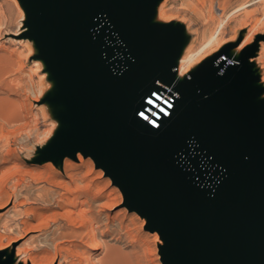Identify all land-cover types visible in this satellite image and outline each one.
<instances>
[{"label":"water","instance_id":"95a60500","mask_svg":"<svg viewBox=\"0 0 264 264\" xmlns=\"http://www.w3.org/2000/svg\"><path fill=\"white\" fill-rule=\"evenodd\" d=\"M23 3L33 14L31 35L47 41L40 52L55 82L61 72L66 77V91L56 86L53 92L64 108L60 121L71 119L70 99L81 122L68 132L61 124L42 153L57 161L52 152L69 139L61 157L75 158L91 139L84 156L104 151L90 157L114 184L122 180L126 205L159 232L165 264H264L263 86L228 107V95L252 76L211 87L216 54L205 73L191 72L168 117L152 127L139 114L168 84L166 62L172 43L183 47L182 28L163 23L154 32L139 31L149 0ZM253 53L254 46L242 50V71L255 72ZM245 99H254L257 109L245 110Z\"/></svg>","mask_w":264,"mask_h":264},{"label":"rangeland","instance_id":"374dc122","mask_svg":"<svg viewBox=\"0 0 264 264\" xmlns=\"http://www.w3.org/2000/svg\"><path fill=\"white\" fill-rule=\"evenodd\" d=\"M23 5L19 6L16 0H0V107L11 117L9 122L0 118V245L4 247L11 238L28 233L33 237L22 245L25 248L19 259L32 258L47 263L54 249L39 239L52 234L58 225L64 230L73 227L67 209H74L75 224L84 222L82 230L88 242L62 237L59 245L64 248L63 253L74 254L70 259L86 264V257L95 259L104 254L102 248H92L90 218L97 214L99 222L95 225L103 233L101 240L120 247L134 264H165L161 248L164 242L159 232L146 228L148 218L129 209L120 187L103 169L95 166L90 156H83L79 161L65 155L56 161L42 153L64 123L60 119L65 114L62 103L53 100L57 82L35 47L37 40L27 36L33 14L26 16ZM163 22L182 28L183 47L189 45L191 49L199 47L206 40L205 36L221 24L218 39L223 43L206 56L219 54L217 60L232 54L246 35L252 33V42L245 44L241 51L254 46V55L249 61L256 72L264 75V0H166ZM261 86L260 97L264 98V83ZM13 161L20 164L14 172L9 167ZM58 161H62L63 166L66 163V171L58 168ZM74 173H84L86 178H71ZM21 176L24 182L18 186V194L13 195V182ZM60 180L66 185L62 187ZM49 187L66 200L88 199L90 202L75 207L54 204L47 209L48 203L40 196ZM25 198L28 201L23 203ZM44 215L54 216L55 220H51L48 227L36 228Z\"/></svg>","mask_w":264,"mask_h":264},{"label":"bare ground","instance_id":"6f19581e","mask_svg":"<svg viewBox=\"0 0 264 264\" xmlns=\"http://www.w3.org/2000/svg\"><path fill=\"white\" fill-rule=\"evenodd\" d=\"M16 1L19 4V6H20V4H22V5L24 4V3H22L21 0H16ZM165 1L166 0H149L148 12H147L146 18L142 21V24L140 25V27L138 29L139 31L146 30L149 32H154V31H156V28H155L156 25H161L165 22V21L163 22ZM23 6H24V11L26 13V16H29V10L26 8L25 5H23ZM257 23L258 22H256V25H257ZM34 24H35L34 22H32L30 25L28 24V26H27L28 27V33H27L28 35L27 36L28 37L32 36L31 38L34 41L37 40V44H36L37 46H35V47H37L39 50H41L45 46L47 41L41 42L39 40L38 36L36 37V36L31 35V33H30L31 27ZM220 27H221V24L209 36H207V37L205 36L206 40L202 44H200L199 47H197L196 49H191L189 45L188 46L186 45L185 47L180 48L179 45H177V43L171 44L170 55L168 57V60L166 62V67H165L166 72L169 75V81H168V84L166 85L167 90H170V91L177 93L178 88L191 77L190 74L192 71H194V72L200 71L202 73L206 72V70L209 67V62H210L209 60L211 58V56L210 57H206V56L210 52L212 53L215 50H217L221 46V44L223 43L222 41L220 42L218 39ZM249 29H251V28H249ZM21 38H23V37H21ZM165 40L166 39H164V41ZM252 40H253L252 33H250L249 35H246V37L238 45V47H236L232 51L233 55L232 54L224 55L220 60H218L214 63V65L211 68V73L207 77V81H208L209 85L211 87H213V86L219 85L223 80H232V79H234L240 75L245 76L248 74V75L252 76V78H249L246 81H244L243 83H241L240 85H238L235 88V90L232 91L228 95V98H229L228 104H227L228 107L237 106L242 101V95L245 92H247V90H250V89L254 90L261 83H264V75L261 72H256V71L255 72H249V71L244 72L241 70V68H244L246 64L244 63L241 66L238 65V61L241 60V55H242L241 48L245 44H247V45L250 44L252 42ZM211 46H213V47H211ZM262 47H264V46H262ZM207 48H209V49L207 50ZM43 60H45V59L43 58ZM46 61H48V59H46ZM255 75L259 76V80H257V81L254 80ZM52 85H53V83H51V86ZM66 88H67L66 77L61 72L60 80H59V82L57 81V92L64 93L66 91ZM73 104H74L73 100H70V99L66 100V103H65L66 113L71 115V119L64 121V123H63L65 126L64 132L74 130L81 123L80 120H77L75 118V116L73 115V107H72ZM75 106L78 108V105L76 103H75ZM244 106H245L244 109L247 110L248 112L257 109L256 108L257 104H256V101L254 99H245V105ZM15 116H17V115H15ZM9 117L10 116L7 113H4L2 111V108L0 107V118L9 122V121H11L10 120L11 117L10 118ZM10 124H11V122H10ZM5 125H6V122H5ZM46 132H48V131H46ZM47 140H49V138H47ZM69 142H70V140L68 139L66 142L62 143L61 147H59L57 150L52 152V154L57 155V156L59 155V157H61L62 153H64V151L68 147ZM91 143H92L91 139H85L82 142V149H79L76 152L75 158H77L79 161H82L84 153L87 152L88 149L91 147ZM52 144H53V142H52ZM69 156L72 157V153H69ZM90 156L93 158L102 157V156H104V151L102 149L93 150L91 152ZM58 165H59L58 168L60 170L66 171V169H67L66 163L63 166L62 161H58ZM9 167L11 168L10 171L14 172L20 167V164L17 163L16 161H13L9 165ZM22 177L23 176H21L20 178H17L13 182L14 184L12 183L14 190L11 188L12 189L11 192H13V195L18 194L17 188L22 182H24L23 181L24 177L23 178ZM36 178H37V176H36ZM71 178H76V179L82 180V179L86 178V174L74 173L71 175ZM121 181L122 180L120 179L118 181L117 185H119L121 183ZM58 183L62 187L66 185L64 183V181H62V180L58 181ZM50 188L51 187H49V189H47V191L45 193L43 192L44 194L42 193V195L40 196L41 199L43 200V202L48 203V206L46 205L47 209L50 208V206L52 207L54 204L60 205V204L66 203L67 205L69 204V205H71V206L73 205V207H75V205H78V204L85 205L88 202H90V201H88V199H82L79 202L75 201L73 199L66 200L65 197H63L62 195H57V193L54 190H52V188L51 189ZM27 199L25 198L23 203H25V201ZM90 207H92L91 204H90ZM88 210L91 211L92 209L89 208ZM86 211L87 210L85 209L84 212H86ZM73 212H74V209L73 210L67 209V217L69 219L70 224H72L73 227H71L69 229L67 228L64 230L62 228L63 226L58 225L55 227V230L52 232V234L45 235L43 240L39 239L40 242L44 241L47 244H51L53 246L54 253H53V257L50 259L49 262H47V263L36 262L32 258L22 259V260L19 259V257H21L19 255L22 253V251H24L23 249L25 248V247L23 248L22 245L27 244V242L29 240H31L33 237L32 235L28 236L27 235L28 233H23V234H19L16 237L11 238L7 244L5 243L6 245L4 247H2L0 245V264H6V262L9 259H11V261L7 264H63V262L69 264V261H70V264H80L81 260L70 259L69 257L70 256L73 257L74 254L69 255L67 253H63L64 248L59 245L60 242H62L61 238L65 237V236L73 238L74 240L79 239L81 242H83L85 244L88 242V240L85 238V233L82 230V227L84 226V222L80 221L79 224H75L76 219L73 217ZM92 212H93V210H92ZM51 220L52 221L55 220L54 216L44 215L42 218V221L40 222V224L36 228L48 227ZM90 220L92 221V224H93L91 237L94 241L92 243V248L94 250H98V249L102 248L104 250V254L99 256V257H96V258L94 257L95 259H93L91 257L90 258L86 257L87 258L86 264H134V262L129 259V257H128L129 254L124 252L120 247H117L114 244L108 243L105 240H101L102 237H100V235L103 236V233L100 230V227L98 225H95L96 222L97 223L99 222L97 214L94 215L93 217H91ZM35 238H37V237L35 236ZM34 240H36V239H34ZM64 240H66V239H64Z\"/></svg>","mask_w":264,"mask_h":264},{"label":"built area","instance_id":"2783aa9c","mask_svg":"<svg viewBox=\"0 0 264 264\" xmlns=\"http://www.w3.org/2000/svg\"><path fill=\"white\" fill-rule=\"evenodd\" d=\"M175 95L176 92L167 90L166 86L163 89H158L145 101L146 105L140 112V117L152 127L157 128L160 121L170 114Z\"/></svg>","mask_w":264,"mask_h":264}]
</instances>
